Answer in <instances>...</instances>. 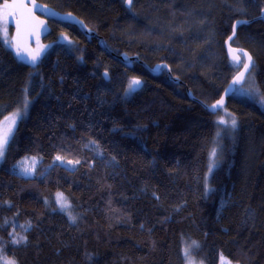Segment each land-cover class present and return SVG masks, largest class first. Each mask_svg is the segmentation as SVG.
<instances>
[{
  "label": "trees",
  "instance_id": "obj_1",
  "mask_svg": "<svg viewBox=\"0 0 264 264\" xmlns=\"http://www.w3.org/2000/svg\"><path fill=\"white\" fill-rule=\"evenodd\" d=\"M37 1L96 36L52 22L42 43L53 45L32 65L0 40V122L30 102L0 160V253L16 264H186L185 244L195 241L202 264L221 255L264 264V21L242 25L232 41L252 57L256 92L227 100L236 127L208 181L219 112L188 96L219 99L239 70L225 41L264 0ZM122 53L167 64L179 83L165 70L127 68ZM133 78L143 83L134 93ZM24 157L40 159L32 177L15 171ZM56 193L75 223L58 211Z\"/></svg>",
  "mask_w": 264,
  "mask_h": 264
},
{
  "label": "water",
  "instance_id": "obj_2",
  "mask_svg": "<svg viewBox=\"0 0 264 264\" xmlns=\"http://www.w3.org/2000/svg\"><path fill=\"white\" fill-rule=\"evenodd\" d=\"M0 1H6L9 3V5H24V7L9 8V20L13 31L11 41L12 46L16 52H20L23 57L22 61L28 65L33 64L30 60V55L35 54L34 47L51 34L50 22H59L75 26L88 39L96 36L95 32L89 30L77 16L73 14L69 16V14L57 12L49 6L39 3L37 0ZM126 7H130L127 3V0ZM256 20L264 21V11H262L256 19L248 21V23L237 24L238 20H236L232 26L231 34L225 41L224 49L227 60L234 64L236 68H239V70L227 84L219 99L210 105H205L200 101L194 99L192 94L188 92V96L191 100H195L212 115H216L223 108H225V106L227 105V100L236 92L237 89L241 88L244 85L248 75L253 68V60L251 55L241 48L232 46V41L235 39L236 32L239 27H241L242 25H248ZM230 37L231 39H229ZM99 45L103 48L105 47L102 39H99ZM119 60L129 69L133 67V64L135 62L142 64L144 68L147 69V71L153 76H158L165 70L169 76V79L173 80L176 83H179V80L172 77L170 69L165 63H159L150 68L141 63L136 56L130 57L125 53H122L119 56ZM104 73L103 77L105 78V80H108V75L107 77H105ZM136 79H139L141 81V84L134 91H132L133 93L138 91L143 84L140 78ZM221 100L223 101L221 105H218L216 108L212 107V105L217 104V102Z\"/></svg>",
  "mask_w": 264,
  "mask_h": 264
},
{
  "label": "rangeland",
  "instance_id": "obj_3",
  "mask_svg": "<svg viewBox=\"0 0 264 264\" xmlns=\"http://www.w3.org/2000/svg\"><path fill=\"white\" fill-rule=\"evenodd\" d=\"M125 1V0H123ZM5 4H9L6 1H0V40L1 42L6 46V47H10V49L12 51H14V53L16 54L17 52L14 50L13 46H12V31L10 29V25H9V15L7 17V23L5 24L4 22V13H5V9H4V5ZM8 13H9V9H7ZM5 29L7 32V35H5ZM63 37H61L62 39ZM8 41V43H5V41ZM57 43V42H56ZM53 42H41L38 45H36L34 47V51L35 53L37 51H39V56L38 59H40V57L44 54H46L49 49L52 47ZM17 55V54H16ZM19 59L23 60L22 55L20 54V56H17ZM37 59V60H38ZM256 92V86H255V82L252 79V77L248 76L244 85L239 88L238 90H236V92L234 93L235 95L238 96H242V97H250V95L252 93ZM29 101L28 99H26L24 105L21 108H18L17 110H15L13 113H11L9 116H7L5 119H3L0 122V137L3 136L4 132L6 129L11 128V132L9 133V137L12 135V133L14 132L18 121L26 115L27 111H28V107H29ZM25 105H27V107H25ZM14 113H18V115L14 116ZM235 120L236 122V118L234 117V115L229 112L228 109L223 108L215 117V124H216V133L214 135V138L212 140V144H211V148H210V152H209V160H208V171L206 173V180L208 181V178L210 176V174L216 169V167L219 165L220 162V152H221V148H222V137L223 136H230L232 135L235 127H236V123L235 126H233L232 124V120ZM13 120H15V123L13 125ZM221 121H223V123H221ZM213 153H215V155H213ZM1 160V159H0ZM55 161L59 164L62 165L64 167L67 168H73L74 164L70 163V162H65L63 159H55ZM40 163V159L38 157H24L22 159H20L17 164L15 165V171L23 176V177H32L35 174V170L37 165ZM24 168H28L29 172L25 173L23 171ZM211 169V170H210ZM64 197V202L67 204V207L62 209L61 208V203L58 202V198H57V193L54 195V199L56 201L57 204V209L60 212H63L64 214H66V216L68 217V219L75 223V220L73 221L72 219H70L71 217H75L72 215V211H71V205L69 203V201ZM191 246V247H189ZM194 246H192L191 244H185V248H184V256H185V249L188 248L189 252H190V256L186 257V264H202L200 263L193 255H192V248ZM0 257H4L1 253H0ZM8 260H11L9 258H7ZM0 264H4V260L0 259ZM218 264H237V263H233L230 262L229 260H227L225 257H223L222 255L219 257V263Z\"/></svg>",
  "mask_w": 264,
  "mask_h": 264
},
{
  "label": "snow or ice",
  "instance_id": "obj_4",
  "mask_svg": "<svg viewBox=\"0 0 264 264\" xmlns=\"http://www.w3.org/2000/svg\"><path fill=\"white\" fill-rule=\"evenodd\" d=\"M127 3L129 4V6H131L132 4V0H127ZM18 7H24V5H9V4H5L4 5V9H5V13H4V22L5 24L7 23V17L9 15L7 9L9 8H18ZM35 7V5H34ZM71 14H69L70 16ZM244 23H248V21H244V20H238L237 21V24H244ZM235 27V26H234ZM5 35H7V32H6V29H5ZM231 39V37L229 38ZM5 43H8V41L6 40ZM17 56H20V52L17 51ZM38 56H39V51H37L35 54H31L30 55V60L33 64L36 63L37 59H38ZM250 59V58H249ZM105 77H107L108 73L105 72L104 73ZM141 84V81L139 79H136V78H133L130 82H129V85H128V91L129 92H132L134 91L139 85ZM223 103V101H218L217 104L215 105H212L213 108H216L218 105H221ZM25 107H27V105H25ZM18 115V113H14V116ZM15 123V120H13V125ZM221 123H223V121H221ZM235 120L233 119L232 120V124L233 126H235ZM11 132V128H8L5 130L4 134L2 137H0V159H3L4 158V155H5V146L7 145L8 143V140H9V133ZM93 143H95L93 141ZM213 155H215V153H213ZM57 160L61 159V157L57 156L56 157ZM115 159V157H113V160ZM76 163H79V161H76ZM211 170V169H210ZM23 171L25 173H28L29 172V169L28 168H24ZM210 191V189H207ZM57 198H58V202L61 203V208L64 209L67 207V204L64 202V197H63V194L62 193H57ZM70 219H72L73 221L75 220V217H71L70 216ZM31 225H29L30 227ZM26 241V237L25 236H21L19 237L18 239H14L12 242L15 243V244H19L21 242H24ZM192 246H198L196 245V242L193 241L192 242ZM191 247V246H189ZM185 256L186 257H189L190 256V252H189V249L186 248L185 249ZM0 259H3L4 260V264H16V262L14 260H8L7 258L5 257H0Z\"/></svg>",
  "mask_w": 264,
  "mask_h": 264
},
{
  "label": "flooded vegetation",
  "instance_id": "obj_5",
  "mask_svg": "<svg viewBox=\"0 0 264 264\" xmlns=\"http://www.w3.org/2000/svg\"><path fill=\"white\" fill-rule=\"evenodd\" d=\"M50 23H52V22H50ZM9 25H10V22H9ZM10 27H11V25H10ZM13 32V31H12Z\"/></svg>",
  "mask_w": 264,
  "mask_h": 264
}]
</instances>
